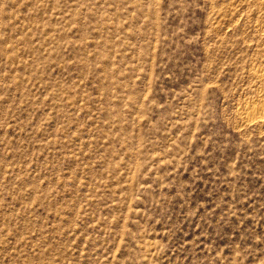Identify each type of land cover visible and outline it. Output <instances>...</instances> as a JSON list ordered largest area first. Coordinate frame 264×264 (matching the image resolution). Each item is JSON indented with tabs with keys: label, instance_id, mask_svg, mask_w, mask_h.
<instances>
[{
	"label": "rangeland",
	"instance_id": "rangeland-1",
	"mask_svg": "<svg viewBox=\"0 0 264 264\" xmlns=\"http://www.w3.org/2000/svg\"><path fill=\"white\" fill-rule=\"evenodd\" d=\"M0 264H264V0H0Z\"/></svg>",
	"mask_w": 264,
	"mask_h": 264
},
{
	"label": "bare ground",
	"instance_id": "bare-ground-1",
	"mask_svg": "<svg viewBox=\"0 0 264 264\" xmlns=\"http://www.w3.org/2000/svg\"><path fill=\"white\" fill-rule=\"evenodd\" d=\"M254 114V113H253Z\"/></svg>",
	"mask_w": 264,
	"mask_h": 264
}]
</instances>
